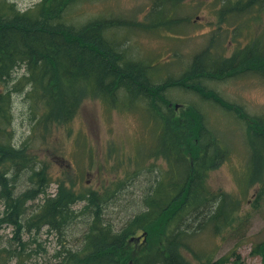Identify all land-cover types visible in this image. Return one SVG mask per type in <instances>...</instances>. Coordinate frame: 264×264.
Masks as SVG:
<instances>
[{
    "label": "rangeland",
    "instance_id": "obj_1",
    "mask_svg": "<svg viewBox=\"0 0 264 264\" xmlns=\"http://www.w3.org/2000/svg\"><path fill=\"white\" fill-rule=\"evenodd\" d=\"M39 1L0 0V5H12L22 12L32 9ZM179 5L178 11L171 12L174 18H180L169 23L174 26L171 31L138 27L140 22L150 19L149 15L167 7L166 2L159 0L73 1L60 15L47 21L53 29L60 25L75 33L100 21L121 22L111 24L105 31L106 41L124 64L142 71L145 78L141 82L145 85L131 81L119 86L114 103L95 94L84 95L77 115L68 122L54 117L48 118L47 125L42 121L46 104L34 96L35 71L43 67L41 59L18 60L12 55L15 63H11L5 86L11 116L7 142L21 151L22 161L6 167L4 174L15 179L7 188L0 182V193L23 200L25 212L21 219L15 218V226L10 219L15 217L14 208L0 196V211L7 212V222L0 220V264H64L70 253L81 248L88 228L111 223L119 229L141 212L145 194L155 188L166 169L161 155L149 157L159 126L150 111L148 94L154 88H162L158 94L165 101L159 99L157 107L162 112L173 108L178 114L181 107L197 97L189 92V85L182 84L184 89L163 85L166 77L181 76L194 55L208 46L215 52L217 42L224 45L221 37L227 43L225 57H230L236 46L245 44L251 37H264L261 10L256 16H242L248 20L240 22L238 37L230 43L226 40L231 39V30H235L239 21L231 26L228 19L219 17L220 0H181ZM226 29V35L222 36L220 32ZM12 34L10 40L14 48H19L15 38L18 33ZM256 51V47L251 50ZM204 62L202 58L201 63ZM147 85L149 89L145 88ZM210 87L249 116H264L263 76L242 73L217 79ZM203 108L210 128L228 149L226 160L209 173L208 185L225 193V205L233 217V225L230 229L220 228V233L209 230L196 236L193 239L196 255L188 250L180 253L188 264H200L209 257L226 258L225 264H264V177L244 182L261 171L258 170L260 158L255 159L260 152H255L253 158L248 156L246 165V123L213 103L208 102ZM26 163L28 167L15 171L14 168ZM9 187L11 190L6 191ZM58 194L67 197L61 198L62 205L56 207L52 200L58 202ZM48 207L51 213L42 217ZM55 208L57 211L53 213ZM95 209L100 211L101 222L92 225ZM26 216L34 220L39 217L42 221L39 225L34 221L30 230L26 226L19 230ZM157 229L163 230V225ZM141 234L134 233L129 240L131 247L146 246L145 235L140 237Z\"/></svg>",
    "mask_w": 264,
    "mask_h": 264
},
{
    "label": "trees",
    "instance_id": "obj_2",
    "mask_svg": "<svg viewBox=\"0 0 264 264\" xmlns=\"http://www.w3.org/2000/svg\"><path fill=\"white\" fill-rule=\"evenodd\" d=\"M73 1L81 0H40L32 9L22 12L12 5H0V182L4 188L15 179L14 176L7 178L4 174L6 167L22 161L21 151L7 142V124L11 116L6 102L8 96L5 86L9 70L15 63L12 55L17 56L18 60L42 61L43 67L39 66L35 71L34 96L46 104L41 113L45 125L50 117L62 122L74 118L84 95L95 94L114 103L115 90L124 83L134 81L137 85H145L141 83L145 79L142 71L138 72L137 68L124 64L122 58L114 54L112 44L106 41L105 31L111 24L121 22L100 21L77 33L68 27L61 28L59 25L58 29H53V25L47 24L49 19L60 15ZM159 1L166 2L167 7L160 9L155 15H149L150 19L140 22L139 28L148 31H171L174 28L169 23L179 21L180 18H174L171 12L178 11L181 0ZM220 1L219 17L228 19L231 26L239 21L234 26L235 30H231V39L226 40L230 43H234L233 38L238 37L240 22L248 20L242 16H256L260 10L264 12V0ZM230 1L235 3L229 4ZM227 31L228 29L220 33L225 36ZM13 32L18 33L15 38L19 48H14L10 40ZM221 38L224 45L217 42L214 46L215 52L208 46L194 55L189 67L181 76L165 78V86L183 88L182 84L189 85V92L197 97L194 102L179 108L178 114L173 108L171 111L162 112L160 107H157L159 99L165 101L158 94L162 88L151 89L148 94L150 111L152 116L155 115L153 119L159 126L157 141L149 157L161 155L165 159L166 169L161 178L157 179L155 188L145 194L142 200L143 210L135 214L124 226L116 229L111 223L96 225L97 221L101 222V215L100 211L95 209V218L91 223L96 226L88 228L81 248L70 253L64 264H188L180 251L188 250L196 255L197 251L193 246L196 236L209 230L220 233V228L230 229L233 225V217L226 209L225 193L208 185L209 173L226 160L228 149L210 128L203 107L208 102L213 103L224 112L233 114L238 121L243 120L246 123V165L248 156L252 157L255 152H260L255 159L260 158L258 170L261 171L244 182L262 180L264 116H249L240 106L225 101L210 87V83L242 73L264 77V37H251L245 44L236 46V51L230 57H225L227 43L224 37ZM255 47L258 51L252 53L251 50ZM202 58L205 59L204 63H201ZM146 79L148 81L147 77ZM147 87L149 89L148 85L145 86ZM28 165L26 163L14 169L21 171ZM41 178L43 179L40 181H43L44 176ZM8 190H11V187L6 189ZM0 196L14 208L15 217L13 219L11 216L10 219L16 226L15 218L21 219L25 212V203L23 200H15L14 197L8 198L2 193ZM26 196L27 194H24V197ZM66 197L58 194V202L53 199L52 205H62L61 198ZM54 210L53 213H56V208ZM50 213L51 207H48L42 217ZM26 218L19 230L23 226L30 230L34 221L37 225L42 221L39 217L35 220L27 216ZM0 220L7 222L6 211H0ZM161 224L163 230H158L157 227ZM135 232L142 233L140 237L145 235L144 248L130 246L129 240ZM225 260L226 258L212 260L209 257L200 264H225Z\"/></svg>",
    "mask_w": 264,
    "mask_h": 264
}]
</instances>
